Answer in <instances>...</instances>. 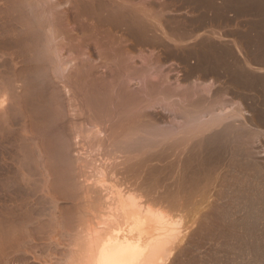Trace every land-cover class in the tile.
Instances as JSON below:
<instances>
[{
  "label": "rangeland",
  "instance_id": "374dc122",
  "mask_svg": "<svg viewBox=\"0 0 264 264\" xmlns=\"http://www.w3.org/2000/svg\"><path fill=\"white\" fill-rule=\"evenodd\" d=\"M27 1L29 2L31 0ZM62 1L63 0H60L59 2L61 5L64 4V1ZM71 1V6L69 8L54 13L55 21L57 20L55 26L58 27L57 31L60 30L62 33L59 32L57 39L64 36L62 37L64 40H59V43H61L60 45H63L62 48H66H64L65 50L61 55L63 56L62 60H66L70 51L69 47L70 49L72 47L73 50L75 48L74 55L77 60V68L79 69V59H81L82 53H84L82 50L87 46L82 45V49H79L78 40H83V43H89L90 49L92 48L91 51H94L93 54L91 52V56L88 57L86 62L89 61V63H92V61L95 62L98 58L110 62V64L108 62L105 65L99 64V66L102 67L97 70L95 77L96 79L102 80V77L105 76V67L109 70V65H113L112 67L110 66L112 74H120L123 71V62H120V64L115 62L117 64L115 65L114 60L113 62L111 61L112 57L110 52L114 47L118 46V57H120L119 55L127 57L125 54L128 52L129 55L135 56V63L129 65L130 68L132 67V71L144 69L142 71L145 73L144 79L146 81H143L142 77L138 74L140 73L139 71L137 74L135 72V74H133L134 81L128 86L132 94L133 92L134 94L138 93L137 95L142 97L144 92L147 91L146 89L150 92H155L162 88L164 81L162 82L161 80L168 76L169 82L167 86L162 89H164L165 92L169 91L171 95H178V100H174V96L171 97L174 100L171 103L176 105L174 110H176L177 107H180V109L183 108L182 105L184 101L186 102V99L191 101L196 98L197 95H201L199 96L201 98L204 97L205 93L202 87H205L207 84L211 85L212 94L209 97L205 95V99L207 98V100L203 102L205 101V99H203L200 104L201 106H204L205 103L207 106L210 104L211 107L213 103V105H216V103H227L226 108L236 105L235 110L239 109L241 114H243V120L241 118H235L234 121L232 120L233 117L226 121V123L224 122L220 125V127H215L217 124L214 125L213 132L209 131L203 134L204 136L200 135L202 136L201 139H199L200 136L197 133L191 132L190 137L194 139L190 141V144L193 143L191 147H194L196 151L197 149L199 150L197 153L194 149L190 148L188 153L193 150L197 154L191 152V158L194 160L193 157L196 155L198 157L196 156L194 161L190 158L192 169H190V171L192 172L187 174L188 176H180L179 180L184 178V181L182 180L181 182L180 180L179 182H181L182 185V183L187 180L191 179V181L185 182L184 185H182L183 187H180L179 182V187L177 183H175V186L170 184V186L166 184L164 186L161 185L164 189L162 187L161 189H156L154 194L150 192L151 196L146 192L145 194L147 195H144L147 198L143 195V197H145L143 200L145 206L147 204L146 207L149 205V208L153 210L156 207L155 210L158 209L157 212L159 214L161 213L160 216L162 215L163 223L168 230L166 233L167 235L169 234L167 236L165 235L166 233H164L161 236L164 238L165 235L168 242H166L164 238L167 247L160 253V255H162L158 258L159 262H156V264H264V0H98L101 1L102 4L105 3L104 6H113V10L118 9L117 7L114 9L117 3H122L124 7L125 5L127 7L129 6L130 9L126 7V13L124 11L129 21L126 20L125 24L120 23L119 25L117 23V26L113 23H111L113 25L89 24L91 23L90 19L86 15L87 13L83 12L82 9H84V7L82 6L89 4L88 2L90 0H88V2L87 0ZM79 1L82 3L80 4ZM21 8L19 0H0V264H70L69 262L72 261L71 264H76L74 261H77L79 264V260L81 259L80 256H83L81 250H85L86 247L84 246H86L85 242L88 238L86 237L85 239L84 237L96 223V221L93 220L97 219L98 221L103 212L100 210L103 207L101 205H103L105 201L106 195L104 194L107 192L104 187L101 186L102 180L99 174L101 173L103 175V173H106V180L111 178V181H108L111 183L110 185L114 182V185L119 183L118 185L125 186L128 182L127 184H129V187L134 186L135 179L130 175H124L125 172L122 170L126 166L128 167V165H132V163L138 159V156L135 157L134 154L129 155L127 153H121L120 151H118V153L114 147L116 139L111 137L112 135L109 132L111 130L106 125L102 126V128H104H101V135L96 134L97 132L93 128L91 129L95 131L89 130L93 134L96 132L95 134L100 136V139L99 136L97 137L96 142L87 137V131V133L85 132V134L80 135L81 138L79 137V93H75L74 90L76 87H72L73 84L76 86V84L79 83V71L77 69L76 74L72 72L76 75L74 77L75 79L72 78V82L66 80L67 75H65V72H60V79L58 81L56 80L55 84L57 83L56 88L61 98H63L62 101L66 112L65 117L70 126L65 132V134L67 133L66 142L68 141V147L70 146L67 155L73 161L72 165L75 166L72 167L78 184L81 186L87 185L89 194L92 191L95 192L91 194V197L93 196L91 199L92 203H90L91 201L88 203L83 200L76 203V198L74 201L72 199L69 200L70 194L68 192L55 188L51 182L53 180L56 181L57 176L55 168L51 167L52 163H49V161L52 162V159L50 160V156H52L50 154H52V152L44 143L42 145L38 142L34 151L41 155L40 157L46 167L43 171H45L44 173L48 176L47 179H49V183L45 185L40 177L32 176L33 178H31L25 166L27 160H25V156L26 158L28 157L26 134L35 132L36 128L38 130L42 125L37 121V117H40V111L36 105L41 68L39 67L40 63L37 62L38 59H36V57H38L37 50L34 43H31L34 42L32 41V34H30L29 26L25 23V12ZM137 10H139V14ZM79 13H84L82 16L80 15L83 20L80 18L79 21ZM135 14L139 19H135L132 16H135ZM68 16L69 20L67 19ZM58 17L60 18L57 19ZM62 19H66V21L68 20L69 22L67 21L68 23L66 24L65 21H63V23ZM141 19H143V24H139ZM58 21L61 22L59 23ZM127 22L129 24L126 25ZM130 23H134V25L132 24V26ZM79 25L82 28H80V32ZM81 32L83 33L81 34ZM64 34L67 35L65 36ZM83 37L84 39H82ZM65 42L66 45L68 44L67 46ZM30 43L32 45H29ZM108 43L111 44L109 45ZM125 44L128 48V52L125 51L127 49L126 47L124 48ZM122 45L123 47H121ZM99 52L102 53L99 54ZM151 67H155L154 69H157V71L154 70L155 72H150ZM119 70L120 73H118ZM148 71L150 73H148ZM135 75H137L136 78ZM149 75H156L155 77L153 76L154 79L158 78L156 82L153 77ZM66 81L67 85L68 83L70 84V86H67V89L63 86ZM148 81L152 85H149V83H147ZM196 83L199 84L196 85ZM180 86L186 87L184 88L186 92L189 89L191 91L189 90V94L184 95L186 92L182 90L184 92L183 94L182 91L177 88ZM192 86L199 88L198 92L195 91L197 94L193 92L194 88ZM175 89H178L182 95L180 93L178 94V90L176 91ZM184 97L186 99H184ZM177 102L180 105H177ZM143 103H146V101H143ZM238 106L239 108L237 109ZM163 107H165L164 103ZM160 110L159 107L155 106V111L163 116L164 124L161 122L158 124V127L160 126L159 128L165 129L169 126L168 122H170L169 119H171V116ZM179 120L180 119H176L173 122L174 124L172 123L174 127L178 128L179 122L180 127L183 126L181 120ZM176 121H178V123ZM37 123L39 124L37 125ZM238 123L240 125L243 123L246 131L247 129L249 131L246 132V135L249 136L250 133L251 136L244 138L239 137L238 139V133L236 131V128L238 129V127H240ZM162 124L164 127H161ZM243 124L241 125L242 127ZM232 125L239 126L235 128ZM30 126H32V129H30ZM105 126L108 127V129ZM183 128L187 127H181V129ZM228 128L231 129L228 131ZM234 128L236 133H233L235 132ZM184 131H182L184 135L180 133L178 134L179 137H175V141L179 143L183 140V144H179L180 147L178 146L180 150L186 148L185 146L187 144L184 142L187 141L186 143H189L188 140H191L189 137L190 134L186 136V132L184 133ZM226 131H228V133ZM230 132L231 135L229 134ZM220 133L224 135L222 136ZM225 134L229 136L227 137ZM194 136L196 138H194ZM250 137H252V139ZM255 137L258 138L255 139ZM180 138L182 139L179 140ZM205 138H207V140ZM236 138L238 141L235 140ZM240 139H242V141ZM98 140L100 142H97ZM19 141L21 146L19 145ZM248 143H251V145H247ZM32 144L34 145V143ZM32 144H30V146ZM23 145L26 146L25 148L27 150L23 148ZM33 145L30 147V150L32 148L34 149ZM241 145L243 149H241ZM195 146L197 147L195 148ZM245 148H249L248 151ZM201 151L203 153H201ZM238 152L243 153V155L240 154L237 156V154H239ZM44 153L45 156L43 155ZM247 154L248 157L251 156L252 158H247ZM46 155H48V157H46ZM19 158L21 160H19ZM195 161L199 162H196L197 166L195 165ZM124 163L125 165H123ZM185 164V168H187L189 164ZM47 166H49V168ZM46 171H49V174ZM124 177L127 180H125ZM196 178L200 179L197 180ZM99 179L101 182L98 181ZM122 179L125 180V185L121 183L123 181ZM193 179L195 183H193ZM131 180L133 181L131 182ZM55 181L53 182L55 183ZM26 184L27 186H25ZM47 185L48 187H46ZM188 185L190 187H188ZM42 186L43 188H41ZM128 186L126 185L125 187ZM162 189L163 192H161ZM48 190H50V192ZM76 190H74L71 195L76 196L77 194V201H79V187ZM156 192L159 195H157ZM46 193L49 195L46 196ZM135 195H137V193H135ZM152 195H154L155 198H153L154 196L152 197ZM149 196L152 199L148 198ZM158 196H161V198H158ZM150 201H152L153 207ZM94 208H98V212L95 211ZM77 210L82 211L78 213ZM89 211L92 214L88 213ZM96 214L99 215L97 216ZM88 224L93 225L89 227ZM9 226L10 228H8ZM59 226H61V228ZM82 228L85 234H83ZM169 228L171 231H169ZM173 231L178 233L175 234ZM82 238L84 239L80 240ZM51 240L54 243H52ZM77 240L78 242H76ZM57 241H59L58 244H56ZM83 243L85 244L82 247L81 245ZM78 245H80L82 249ZM73 247L77 248L74 250ZM72 249L75 254H77L79 250L78 253H81V255L77 257V254L75 257ZM162 256L164 259L161 261L162 263H160V260L163 258ZM47 259L49 260L48 262ZM66 259H69V261Z\"/></svg>",
  "mask_w": 264,
  "mask_h": 264
},
{
  "label": "bare ground",
  "instance_id": "6f19581e",
  "mask_svg": "<svg viewBox=\"0 0 264 264\" xmlns=\"http://www.w3.org/2000/svg\"><path fill=\"white\" fill-rule=\"evenodd\" d=\"M64 4L61 5L59 2L60 0H31V1H27V0H19L20 4H21V9H23V11L25 12V23L29 26L30 29V34H32L33 40L34 42V46L37 50V54L38 57H36V59H38L37 62L40 63V77H39V82H38V90H37V101H36V105L37 108L40 111V117H37V121L40 122L41 127H39V129L35 132H29L28 134H26V146L28 149V157L26 158L25 156V166L27 168V171L29 172L31 178L33 177H40L45 185L47 183H49V179L48 176L46 175V173H44L45 171H43V169H45L46 167L44 166L43 160L40 157L41 155H39L37 152H35V147L38 145V142H40V144L43 145V143L47 146V148H49L52 152V156H50V160L52 159V162L49 161V163H52L53 168H55V172H56V176L57 179L55 181V183L52 181L51 183H53V185L55 186V188L57 189H61L64 190V192H68L70 194L69 200L72 199L73 201L76 198V203L80 202V200L86 201L89 203V201H91L90 203H92V198L91 194L92 192H90L89 194V189H87V185H83L81 186L80 184H78V181L76 180V175L74 173V169L72 166V160L69 158V156L67 155L68 152V144L66 142V134L65 132L67 131V128L70 127L67 118L65 117V109H64V103L62 101L63 98H61V95L59 94L57 88H56V84L55 81L59 80V74L60 72L64 73L65 75H67V79L68 82H72V78H74L77 73V60L75 59V48L73 50V48L69 47V54L66 57V60H62L63 56L62 53L63 51L66 49L62 48L63 45H60L61 43H59L60 39H63L62 36L59 39L58 38V34L60 32L57 31L58 27L55 26V14L56 12H60L63 9L69 8L71 6V0H63ZM62 1V2H63ZM85 1V0H82ZM88 2V0H87ZM103 2V1H102ZM116 2V1H115ZM118 2V1H117ZM120 2V1H119ZM80 3V1H79ZM82 3V2H81ZM80 3V4H81ZM85 3V2H84ZM89 4L82 6L84 7L83 12L87 13L86 15L88 16V18L90 19L89 24L91 25H96V24H116L118 25L120 23H124L126 22V20H128V16L126 14H124L125 8L127 7L125 5V7L123 6V4H116L115 7H117V10H113V6H107L101 3V1L98 0H90L88 2ZM107 3V1H106ZM76 4V3H75ZM109 4V3H108ZM126 4V3H125ZM83 5V4H82ZM110 5V4H109ZM112 5V4H111ZM80 6V5H79ZM136 6V5H135ZM141 6V5H140ZM77 7V6H76ZM139 7V6H138ZM81 8V7H80ZM79 8V9H80ZM129 8V6L127 7ZM126 8V9H127ZM161 8V7H160ZM130 9V8H129ZM136 9V8H135ZM142 9V8H140ZM133 10V9H132ZM138 14H139V10ZM23 12V13H24ZM80 12V11H79ZM128 12V11H127ZM134 12V11H133ZM132 12V14H133ZM83 13V14H84ZM126 13V11H125ZM135 13V12H134ZM142 13V11H141ZM58 14V13H57ZM62 14V13H61ZM60 14V17L62 16ZM76 14V13H75ZM81 13H79V21L81 16L83 15ZM145 14V13H144ZM77 15V14H76ZM81 15V16H80ZM130 15V14H129ZM141 15V14H140ZM23 16V14H22ZM75 16V15H74ZM135 19H139L136 14L135 16L132 15ZM24 17V16H23ZM60 17H58L57 19H59ZM131 17V16H130ZM62 18V17H61ZM71 18V17H70ZM22 19V18H21ZM69 20V16L67 18ZM83 20V18H81ZM67 20V21H68ZM81 20V21H82ZM88 20V19H86ZM133 20V18H132ZM142 20H140L139 24H143ZM65 21V23L67 24L68 22L66 21V19H62V22ZM71 21V20H70ZM129 21V20H128ZM137 21V20H135ZM133 21V22H135ZM59 22V21H58ZM57 22V23H58ZM61 22V21H60ZM59 22V23H60ZM132 22V21H131ZM58 23V26H59ZM64 23V22H63ZM111 24V25H113ZM129 24L128 22L126 23V25ZM131 24V23H130ZM134 25V23H132ZM131 24V25H132ZM57 25V24H56ZM89 25V26H91ZM103 25V26H104ZM125 25V26H126ZM132 25V26H133ZM26 26V25H25ZM24 26V27H25ZM66 26V25H65ZM115 26V25H114ZM92 27V26H91ZM120 27V26H118ZM130 27V26H129ZM159 27V26H158ZM65 28V27H64ZM80 25H79V32H80ZM95 28V27H94ZM103 28V27H102ZM128 28V27H127ZM27 29V28H26ZM28 29V30H29ZM82 29V28H81ZM98 29V28H97ZM100 29V28H99ZM27 31V30H26ZM29 33V32H27ZM61 33V32H60ZM75 33V32H74ZM83 32H81L82 34ZM62 34V33H61ZM98 34V33H97ZM112 34V33H111ZM65 35V34H64ZM67 35V34H66ZM65 35V36H66ZM109 35V34H108ZM70 36V35H69ZM68 36V37H69ZM83 36V35H82ZM85 36V35H84ZM139 36V35H138ZM86 37V36H85ZM70 38V37H69ZM89 38V37H88ZM94 38V37H93ZM105 38V37H103ZM66 39V37H65ZM81 39V37H80ZM84 39V37L82 38ZM220 39V38H219ZM64 40V39H63ZM73 40V39H72ZM88 40V39H87ZM135 40V39H134ZM62 41V40H61ZM71 41V40H70ZM79 41V49H82V45L87 46L86 48H84V50H82L84 53H82V57L81 59H79V83L76 84V86L72 87H76L74 92L75 93H79V137L82 134H85V132H88V138H90L91 140H94L96 142L97 137L99 135H101L102 133V126L106 125L109 127V129L111 131H109L111 133V137H113L114 139H116V143L114 145L115 150L118 152L120 151L121 153H127V154H134L135 157H137L138 159L135 160L134 163H132V165L130 164V166L128 165V167L126 166L123 170L121 168V170L124 173V175L127 176H131L132 178H134L135 180V184L134 186L129 187L126 183V185L128 187H125V180H127L125 177V180H123L121 183L125 186H120L118 184L114 185L113 180H112V185H110L111 183H109V180H106V173H103V175L100 173L99 175L101 176V180H102V184L101 186L104 187V189L106 190V197H105V201L104 204L101 205L103 206L102 209L100 211H103L101 214L100 219L96 221V223L94 224V226L92 227V229L89 230V232L85 235V239L86 237H88L86 239V247L85 250L83 249V251L81 250V252H83V256L81 255V253L77 254L79 257V255H81V259L79 260V264H156V262L158 263L159 260L158 258L161 257L160 253L163 252L164 248H166V242L167 239L165 238V235H167L166 231L168 232L167 228L165 227V224L163 223L162 220V215L160 216V214L157 212V210L150 209L149 205L148 207L147 204L145 206V202L143 201L145 199V194L146 192L148 193V195H150L151 193H155L154 191L157 189H161V187L164 189V185H173L175 186V183H177L181 180H179L180 176L184 177L187 174H190L192 171H190L191 169V156L192 153L193 154H197V151L194 149V147L192 148L191 146H193V143L190 144V141L194 140L191 136V132L197 133L199 136L203 134H205L206 132L212 131L214 128L213 126L217 124V126L215 127H220V125H222L224 122L226 123V121L232 119L234 120L235 118H243V114H241V111L238 109L239 106L237 107L238 110H235V106H229V108H226L227 103H216V105H212V107L210 106V104H208L209 106L205 105L201 106L200 104L202 103L201 101L203 99H205V95L207 97L211 96V91H212V87L211 85H207L204 88V97H199L201 95H197L196 98H194L191 101H188L185 97L184 99H186V102H183V108L180 109V107L176 108V110H174V107L176 105L172 104L171 102L174 100H178V95L174 96L171 95L169 91H166L168 93L165 92L164 88L165 86H167V83L169 82L168 76L165 77L163 80H161L163 83V86L161 89L155 91V92H150L148 89H146L147 91L141 94H143V96H139L137 94H133L130 92L129 90V84L131 82H133V78L134 75L133 74H137V72L139 71H132L129 65H133V63H135V56H131L129 55V52L127 51L128 48L126 47V44L124 46V48L126 47L127 49L125 50L126 53L125 55H127V57H124L123 55H119L120 57H118V50L119 47L116 46L112 49V51L110 52V55L112 57L111 61L114 63L116 62L117 64L120 62L124 63V65H122L123 67V71L120 73V70L118 73L120 74H112V70L110 71V66L109 65V70L106 68V70H104L105 72V76L102 77V80H99L98 78L96 79L95 77V73H97V70L100 69L99 66L102 64H107L109 61H106L105 59L103 60L102 58H98V60H96L95 62L92 61V63L86 62L88 57L91 56V52L93 54L94 51H91L90 47H89V43L84 44L83 40H78ZM29 42V41H28ZM67 42V41H66ZM65 42V45H66ZM87 42V41H86ZM29 45H32V44ZM64 43V42H63ZM62 43V44H63ZM73 43V42H71ZM109 44V43H108ZM111 44V43H110ZM109 44V45H110ZM68 45V44H67ZM66 45V46H67ZM73 45V44H72ZM32 47V46H31ZM30 47V48H31ZM113 47V46H112ZM123 47V45L121 46ZM109 48V47H108ZM68 49V47H67ZM31 50V49H30ZM95 50V49H94ZM74 51V52H73ZM80 51V50H79ZM90 52V54H89ZM98 52V51H97ZM35 53V51H34ZM77 53V52H76ZM102 52H99V54ZM80 54V53H79ZM89 54V56H88ZM33 56V55H32ZM81 56V55H80ZM122 56V57H121ZM137 56V55H136ZM139 56V55H138ZM142 56V55H141ZM147 56V54H146ZM151 56V55H150ZM99 57V56H98ZM101 57V56H100ZM110 59V57H109ZM140 59V58H139ZM93 60V59H92ZM108 60V59H107ZM150 60V59H149ZM139 61V60H138ZM145 61V60H144ZM142 61V62H144ZM111 62V63H112ZM150 62V61H149ZM148 62V63H149ZM115 63V65H117ZM153 63V62H152ZM158 63V62H157ZM156 63V64H157ZM110 64V62H109ZM151 65V64H150ZM149 65V66H150ZM108 66V65H107ZM113 66V65H112ZM111 66V67H112ZM144 66V65H143ZM158 66V64H157ZM37 67V68H39ZM135 67V66H134ZM148 67V65H147ZM39 68V69H40ZM155 67H151L150 68V72L151 71H157V69H154ZM38 69V71H39ZM149 69V67H148ZM144 70V69H142ZM140 69V73H138L143 81H146L144 78L145 73L144 71H142ZM154 71V72H155ZM67 72V74H66ZM74 72V74L72 73ZM135 72V73H134ZM148 71V73H150ZM99 73V72H98ZM115 73V72H114ZM102 74V75H103ZM159 74V73H158ZM157 74V75H158ZM63 75V74H62ZM133 75V77H132ZM137 75H135L136 78ZM139 76V78H140ZM150 76V75H149ZM148 76V77H149ZM154 77L156 75H153ZM150 76V77H153ZM64 77V76H62ZM153 77V79H154ZM66 78V77H65ZM110 78V80H109ZM75 79V78H74ZM141 79V80H142ZM158 79V78H157ZM156 78L154 79L155 82L157 80ZM151 80V79H150ZM65 81V80H64ZM75 82V81H74ZM77 82V81H76ZM151 82V81H150ZM160 82V81H158ZM149 83V81L147 82ZM193 83V82H192ZM151 83H149L150 85ZM170 84V83H169ZM199 83H196V85ZM68 85L70 86V84L68 83ZM67 85V81L66 83L63 85L65 89H67L68 86ZM147 85V84H146ZM152 85V84H151ZM172 85V84H171ZM179 85V84H178ZM191 85V84H190ZM195 85V82H194ZM154 86V85H153ZM157 86V85H156ZM161 86V85H160ZM148 87V85H147ZM172 87V86H171ZM194 88L193 92H198V89L196 86H192ZM199 87V85H198ZM150 88V87H149ZM180 91H184V88L186 87H177ZM145 89V88H144ZM157 89V88H156ZM171 89V88H170ZM177 89V90H178ZM188 89V88H187ZM151 90V89H150ZM176 90V89H175ZM176 90V91H177ZM178 90V94L181 92ZM190 90V89H189ZM189 90L186 92V94H184V92L182 91V93L184 95L189 94ZM193 90V89H192ZM133 91V90H132ZM152 91V90H151ZM154 91V90H153ZM191 91V90H190ZM68 92V90H67ZM172 92V91H171ZM195 92V93H196ZM225 92V91H224ZM140 93V92H139ZM192 93V92H191ZM194 93V94H195ZM202 93V94H204ZM197 94V93H196ZM195 94V95H196ZM200 94V93H199ZM182 95V94H181ZM194 95V96H195ZM221 95V94H220ZM175 97L174 100L171 97ZM193 98V97H192ZM225 98V97H224ZM181 99V98H180ZM179 99V100H180ZM33 100V99H32ZM183 100V99H181ZM190 100V99H189ZM207 98L205 99L206 102ZM224 100V99H223ZM34 101V102H35ZM143 101H146V103H143ZM218 101V100H217ZM222 101V100H221ZM159 102V103H157ZM179 102V101H178ZM177 105H180L178 104ZM182 102V101H181ZM180 102V103H181ZM220 102V101H218ZM232 102V101H230ZM21 103V102H20ZM71 103V102H70ZM75 103V102H74ZM163 103L164 106L163 107ZM26 104V103H25ZM33 104V103H32ZM155 104V105H154ZM157 104V105H156ZM239 104V103H238ZM229 105V104H228ZM70 106V105H69ZM155 106L159 107L163 113L168 114L171 116L170 122H168L167 124L169 126H165V129H161L158 127L159 123H163V116L162 114H160L159 112L155 111ZM181 106V107H182ZM71 107V106H70ZM78 107V106H77ZM163 107V108H162ZM18 108V107H17ZM32 108V107H31ZM68 109V108H67ZM74 109V108H72ZM77 109V108H76ZM75 109V110H76ZM160 110V111H161ZM20 111V110H19ZM73 112V111H72ZM75 112V111H74ZM78 115V114H76ZM29 117V116H28ZM35 117V116H34ZM32 118V117H31ZM75 118V117H74ZM78 119V118H77ZM75 119V120H77ZM176 119H180L181 123L183 124V126H186L187 128H183L181 129V126L179 125L178 121H176L178 123V128L174 127V121ZM240 119V120H241ZM36 120V119H35ZM168 120V121H169ZM179 120V121H180ZM239 120V119H238ZM243 120V119H242ZM246 120V119H245ZM33 121V120H32ZM31 121V122H32ZM165 121V120H164ZM235 121V120H234ZM26 122V121H25ZM167 122V121H166ZM173 123V124H172ZM33 124V123H32ZM31 124V125H32ZM39 123H37L38 125ZM75 124V123H74ZM164 124V123H163ZM162 124L161 127H164ZM176 124V123H175ZM181 124V125H182ZM239 124V123H238ZM243 124V123H242ZM241 124V125H242ZM247 124V123H246ZM161 125V124H160ZM166 125V124H165ZM240 125V124H239ZM237 126H233V127H238ZM240 125V127H238V129L236 128V131L238 133V139L240 138H244V137H249L251 136V134L249 133V136L246 135V132H249L248 129L246 131L244 124L243 127ZM105 126V127H106ZM225 126V125H224ZM223 126V127H224ZM229 126V125H228ZM246 126V125H245ZM248 126V125H247ZM108 127H106L108 129ZM230 127V126H229ZM232 127V128H233ZM249 127V126H248ZM96 130V132H94V134L92 132H90L89 130ZM102 128V129H101ZM222 128V127H221ZM226 128V126H225ZM234 128V131H235ZM30 129H32V126H30ZM181 129V130H179ZM231 128H228V131ZM77 130V129H76ZM93 130V131H95ZM186 130V131H184ZM225 130V129H222ZM227 130V129H226ZM107 131V130H106ZM181 131V132H180ZM185 133V135L187 136V134H190L189 137L191 138V140L186 137L189 143H186V139L184 142L185 144H187L185 147L186 148H182L180 150V148H178V146L180 147L179 144H183V140L182 142L180 141L177 142L175 141V137L177 138L178 134H183V132ZM217 131V130H216ZM228 131H226L228 133ZM233 131V130H232ZM233 132V133H236ZM259 131V130H258ZM23 132V131H22ZM20 132V133H22ZM86 132V133H87ZM105 132V131H104ZM108 132V133H109ZM213 132V131H212ZM99 134L98 136L96 134ZM109 133V134H110ZM193 133V134H194ZM215 133V132H214ZM225 133V132H224ZM255 133V132H254ZM261 133V132H260ZM23 134V133H22ZM192 134V135H193ZM231 135V132L229 133ZM258 134V133H257ZM87 135V134H86ZM184 135V134H183ZM217 135V134H216ZM220 135H224L221 134ZM235 135V134H234ZM233 135V136H234ZM259 135V134H258ZM18 136V135H17ZM69 136V135H68ZM197 136V135H195ZM194 136V138H196ZM198 136V137H199ZM199 139H201V137ZM213 136V135H211ZM225 136H227L225 134ZM229 136V135H228ZM227 136V137H228ZM253 136V135H252ZM179 137V136H178ZM219 137V136H218ZM236 137V136H235ZM232 137V138H235ZM20 138V136H19ZM18 138V139H19ZM24 138V135H23ZM81 138V137H80ZM85 138V137H84ZM112 138V139H113ZM185 138V136H184ZM211 138V137H210ZM217 138V137H216ZM221 138V137H220ZM237 138L235 140H237ZM252 139V137H250ZM258 137H255V139ZM21 139V138H20ZM100 139V136H99ZM111 139V140H112ZM113 139V140H114ZM182 138H180L179 140H181ZM207 140V138H205ZM215 139V138H214ZM247 139V138H246ZM245 139V141H246ZM250 139V141H251ZM17 140V139H16ZM178 140V139H177ZM178 140V141H179ZM205 140V141H206ZM223 140V139H222ZM242 141V139H240ZM239 140V141H240ZM248 140V139H247ZM18 141V140H17ZM22 141V140H20ZM19 141V145L21 144ZM35 141V142H32ZM203 141V140H202ZM209 141V140H208ZM212 141V139H211ZM224 141V140H223ZM234 141V140H233ZM238 141V140H237ZM236 141V143H237ZM244 141V139H243ZM70 142V141H69ZM97 142H100L99 140ZM111 142V141H110ZM213 142V141H212ZM249 142V141H248ZM34 143V145L32 144ZM199 143V142H197ZM206 143V142H205ZM211 143V142H210ZM228 143V142H227ZM247 143V142H246ZM252 143V142H251ZM251 143H248L247 145H251ZM30 144L33 145L34 149L32 148L30 150ZM95 144V143H94ZM100 144V143H99ZM184 144V145H185ZM201 144V143H200ZM204 144V143H203ZM223 144V142H222ZM198 145V144H196ZM209 145V144H208ZM229 145V144H228ZM21 146V145H20ZM26 146L23 145V148H25ZM182 146V145H181ZM202 146V145H200ZM211 146V145H210ZM234 146V145H233ZM245 146V144H244ZM96 147V146H95ZM184 147V146H183ZM197 146H195L196 148ZM224 147V146H223ZM230 147V146H229ZM240 147V145H239ZM242 147V145H241ZM247 148V146H245ZM253 147V146H252ZM249 147V148H252ZM46 148V147H45ZM178 148V149H177ZM190 148L194 149L195 151H191L188 153V151L190 150ZM200 148V147H199ZM218 148V147H217ZM228 148V147H227ZM233 148V147H232ZM245 148V149H246ZM248 148V149H249ZM25 148V150H27ZM71 149V148H70ZM201 149V148H200ZM239 149V148H238ZM243 149V147L241 148ZM240 149V150H241ZM248 149H246L248 151ZM25 150H21V151H25ZM49 150V151H50ZM113 150V149H112ZM114 150V151H115ZM202 150V149H201ZM213 150V149H212ZM223 150V149H222ZM233 150V149H232ZM231 150V151H232ZM237 150V149H236ZM245 150V151H246ZM37 151V149H36ZM242 151V150H241ZM240 151V152H241ZM42 152V151H41ZM238 155H243V153H240ZM98 153V152H97ZM119 153V152H118ZM191 153V155H190ZM201 153H203L201 151ZM233 153V152H232ZM249 153V152H248ZM25 154V153H24ZM41 154V153H40ZM71 154V153H70ZM107 154V153H106ZM210 154V153H209ZM234 154V153H233ZM251 154V152H250ZM249 154V156H250ZM45 156V153L43 154ZM131 155V156H132ZM207 155V154H206ZM213 155V154H212ZM221 155V154H220ZM224 155V154H223ZM112 156V155H111ZM195 156V155H194ZM197 156V155H196ZM195 157L194 160H195ZM204 156V155H203ZM222 156V155H221ZM226 156V155H225ZM224 156V157H225ZM46 157H48V155H46ZM109 157V156H108ZM125 157V156H124ZM133 157V156H132ZM198 157V156H197ZM215 157V155H214ZM213 157V159H214ZM223 157V158H224ZM236 157V156H235ZM18 158V157H17ZM44 158V157H43ZM123 158V157H122ZM130 158V157H129ZM188 158V159H187ZM191 158V159H190ZM206 158V157H205ZM247 158H252L251 156L248 157L247 154ZM47 159V158H46ZM133 159V158H132ZM187 159V161H186ZM190 159V160H189ZM254 159V158H253ZM19 160H21L19 158ZM24 160V159H23ZM85 160V159H84ZM90 160V159H89ZM111 160V159H110ZM130 160V159H129ZM193 160V159H192ZM193 160V161H194ZM199 160V159H198ZM48 161V160H47ZM132 161V160H131ZM204 161V160H203ZM214 161V160H213ZM222 161V160H221ZM228 161V160H227ZM81 162V161H80ZM113 162V161H112ZM124 162V161H123ZM195 161V165H196ZM185 163H188L189 166H187V168H185ZM193 163V162H192ZM199 163V162H198ZM202 163V162H201ZM205 163V162H204ZM236 163V162H235ZM18 164V163H17ZM87 164V163H85ZM213 164V163H211ZM76 165V164H75ZM81 165V164H80ZM117 165V164H116ZM125 165V163L123 164ZM194 165V164H193ZM192 165V166H193ZM243 165V164H242ZM122 166V165H121ZM197 166V165H196ZM199 166V165H198ZM201 166V165H200ZM204 166V165H203ZM49 168V166H47ZM75 167V166H74ZM110 167V166H109ZM114 167V166H113ZM178 167V168H177ZM215 167V166H214ZM95 168V167H94ZM194 168V167H193ZM202 168V167H201ZM211 168V167H210ZM213 168V167H212ZM87 169V168H86ZM197 169V168H196ZM200 169V167H199ZM204 169V168H203ZM23 170V169H22ZM47 170V169H46ZM49 170V169H48ZM77 170V169H76ZM99 170V169H98ZM103 170V169H102ZM192 170V169H191ZM195 170V169H194ZM206 170V169H205ZM53 171V170H52ZM190 171V172H189ZM201 171V170H200ZM207 171V170H206ZM209 171V170H208ZM215 171V170H214ZM223 171V170H222ZM21 172V171H20ZM27 172V174H28ZM49 174V171H46ZM109 172V171H108ZM120 172V171H119ZM118 173V172H117ZM216 173V172H215ZM21 174V173H20ZM28 174V175H29ZM83 174V173H82ZM106 174V175H105ZM113 174V173H112ZM193 174V173H192ZM191 174V176H192ZM195 174V173H194ZM218 174V173H217ZM25 175V174H24ZM105 175V176H104ZM19 176V175H18ZM23 176V175H22ZM21 176V177H22ZM33 176V177H32ZM86 176V175H85ZM94 176V175H92ZM118 176V175H117ZM188 176V175H187ZM186 176V177H187ZM196 176V175H195ZM11 177V176H10ZM24 177V176H23ZM26 177V176H25ZM202 177V176H201ZM211 177V176H209ZM214 177V176H212ZM28 178V179H31ZM53 178V177H52ZM82 178V177H81ZM86 178V177H85ZM99 178V177H98ZM115 178V177H114ZM131 178V179H132ZM190 178V176H189ZM192 178V177H191ZM223 178V177H222ZM221 178V179H222ZM35 179V178H34ZM51 179V177H50ZM54 179V178H53ZM108 179V177H107ZM188 179V178H187ZM197 179V178H196ZM200 179V178H198ZM197 179V180H198ZM203 179V178H202ZM210 179V178H209ZM40 180V179H39ZM101 180L99 179L98 181L101 182ZM184 181V178L182 179ZM181 180V182H182ZM211 180V179H210ZM51 181V180H50ZM87 181V180H86ZM119 181V180H117ZM133 180H131L132 182ZM187 181H191L187 180ZM187 181H185L187 183ZM30 182V180H29ZM180 183V187L182 185H184V183H182L181 185ZM200 182V181H199ZM215 182V180H214ZM12 183V182H11ZM40 183V182H39ZM97 183V181H96ZM117 183V182H116ZM120 183V184H121ZM192 183V182H191ZM190 183V184H191ZM193 183H195L194 179H193ZM204 183V182H203ZM28 184V183H27ZM27 184L25 186H27ZM30 184V183H29ZM98 184V183H97ZM100 184V183H99ZM189 184V185H190ZM215 184V183H214ZM22 185V184H21ZM94 185V184H93ZM163 185V186H161ZM169 185V186H170ZM186 185V184H185ZM188 185V187H190ZM194 185V184H193ZM198 185V184H197ZM200 185V184H199ZM204 185V184H203ZM30 186V185H29ZM44 186V185H43ZM43 186L41 188H43ZM51 186V185H50ZM206 186V185H205ZM210 186V185H209ZM14 187V186H13ZM48 187V185L46 186ZM79 187V201H77V194L76 196H72L71 193H73L74 190H76ZM92 187V186H91ZM179 187V185H178ZM183 187V186H182ZM202 187V186H201ZM27 188V187H26ZM52 188V187H51ZM166 188V187H165ZM169 188V187H168ZM186 188V186H185ZM49 189V188H46ZM44 189V190H46ZM54 189V188H53ZM92 189V188H91ZM102 189V188H101ZM103 189V190H104ZM163 189L161 190V192H163ZM167 189V188H166ZM176 189V188H175ZM23 190V189H22ZM43 190V189H41ZM168 190V189H167ZM166 190V191H167ZM173 190V189H172ZM171 190V191H172ZM205 190V189H204ZM40 191V190H39ZM50 192V190H48ZM77 191V190H76ZM160 191V190H159ZM182 191V190H181ZM28 192V191H27ZM31 192V191H30ZM46 192V191H44ZM59 192V190H58ZM78 192V191H77ZM76 192V193H77ZM99 192V191H98ZM102 192V191H101ZM137 193V195H135V193ZM199 192V191H198ZM206 192V191H204ZM29 193V192H28ZM95 193V192H93ZM104 193V192H103ZM157 193V192H156ZM189 193V192H188ZM31 194V193H30ZM29 194V195H30ZM47 194V193H46ZM54 194V193H53ZM145 194V195H144ZM172 194V193H171ZM170 194V195H171ZM49 194H47L46 196H48ZM95 195V194H94ZM143 195L145 197H143ZM157 195H159L157 193ZM156 195V196H157ZM6 196V195H5ZM41 196V195H39ZM151 196V195H150ZM148 198H151V197ZM154 195H152L153 197ZM28 197V196H27ZM32 197V196H31ZM57 197V196H55ZM62 197V196H61ZM74 197V198H73ZM163 197V196H162ZM176 197V196H175ZM189 197V196H188ZM36 198V197H35ZM42 198V197H41ZM40 198V199H41ZM48 198V197H46ZM51 198V197H50ZM53 198V197H52ZM68 198V197H67ZM95 198V197H94ZM100 198V197H99ZM147 198V197H146ZM155 198V196L153 197ZM158 198H161V196ZM168 198V197H166ZM165 198V199H166ZM27 199V198H26ZM29 199V198H28ZM38 199V198H36ZM45 199V198H44ZM49 199V198H48ZM47 199V200H48ZM152 199V198H151ZM157 199V197H156ZM32 200V199H31ZM34 200V198H33ZM94 200V199H93ZM100 200V199H99ZM149 200V199H147ZM167 200V199H166ZM171 200V199H169ZM37 201V200H36ZM51 201V200H50ZM71 201V202H73ZM155 201V200H154ZM164 201V200H163ZM27 202V201H26ZM32 202V201H31ZM52 202V201H51ZM57 202V201H55ZM67 202V200H66ZM100 202V201H99ZM152 201H150L151 203ZM161 202V201H160ZM159 202V203H160ZM169 202V201H168ZM184 202V201H183ZM14 203V202H13ZM36 203V202H34ZM38 203V202H37ZM45 203V202H44ZM103 203V201H102ZM163 203V202H162ZM193 203V202H192ZM99 204V203H98ZM152 204V203H151ZM176 204V203H175ZM92 205V204H91ZM95 205V204H94ZM174 205V204H173ZM28 206V205H27ZM75 206V205H74ZM97 206V205H96ZM95 206V207H96ZM153 207V204L151 205ZM150 206V207H151ZM158 206V205H157ZM43 207V206H42ZM84 207V205H83ZM87 207V206H86ZM99 207V205H98ZM159 207V206H158ZM173 207V206H172ZM176 207V206H175ZM53 208V207H52ZM75 208V207H74ZM168 208V207H167ZM177 208V207H176ZM184 208V207H183ZM10 209V208H9ZM85 209V208H84ZM95 209V208H94ZM98 209V208H97ZM97 209H95V211H97ZM162 209V208H161ZM181 209V208H180ZM88 210V209H87ZM160 210V209H159ZM164 210V208H163ZM33 211V209H32ZM74 211V210H73ZM78 211V210H77ZM82 211V210H79ZM78 211V213H79ZM92 211V210H90ZM90 211L88 213H90ZM86 212V210H85ZM98 212V211H97ZM96 212V213H97ZM165 212V211H164ZM95 213V212H94ZM100 213V212H99ZM170 213V212H169ZM37 214V213H36ZM74 214V213H73ZM92 214V213H90ZM89 214V215H90ZM168 214V213H167ZM50 215V214H49ZM83 215V212H82ZM81 215V216H82ZM97 215V214H96ZM94 215V216H96ZM99 215V214H98ZM97 215V216H98ZM176 215V214H175ZM178 215V214H177ZM67 216V215H66ZM70 216V215H69ZM75 216V215H74ZM166 216V215H165ZM164 216V217H165ZM86 217V216H85ZM88 217V216H87ZM51 218V217H50ZM95 218V217H94ZM167 218V217H166ZM59 219V218H58ZM72 219V218H71ZM81 219V218H80ZM174 219V218H173ZM11 220V219H10ZM74 220V219H72ZM168 220V219H167ZM79 221V219H78ZM172 221V220H171ZM4 222V221H2ZM56 222V221H55ZM72 222V221H71ZM86 222V221H85ZM173 222V221H172ZM7 223V221H6ZM78 223V222H77ZM76 223V224H77ZM84 223V221H83ZM82 223V224H83ZM166 223V222H165ZM12 225V224H11ZM85 225V224H84ZM89 227L92 226L90 224H88ZM175 225V224H174ZM73 226V225H72ZM80 226V225H79ZM173 226V225H172ZM58 227V226H57ZM61 228V226H59ZM88 227V228H89ZM170 227V226H167ZM175 227V226H174ZM10 228V226L8 227ZM86 228V227H84ZM172 228V227H171ZM21 229V228H20ZM28 229V228H27ZM57 229V228H56ZM75 229V228H74ZM83 229V228H82ZM170 229V228H169ZM52 230V229H51ZM13 231V229H12ZM11 231V232H12ZM15 231V230H14ZM59 231V229H58ZM61 231V229H60ZM76 231V230H75ZM87 231V229H86ZM171 231V229L169 230ZM10 232V233H11ZM49 232V231H48ZM52 232V231H51ZM57 232V230H56ZM82 232V231H81ZM83 234H85V231L83 229ZM175 233V231H173ZM164 238L166 240H164V238H162V234H164ZM170 233V232H169ZM178 233V232H176ZM175 233V234H176ZM180 233V232H179ZM15 234V233H14ZM80 235V233H79ZM169 235V234H168ZM167 235V236H168ZM174 235V234H173ZM70 236V235H69ZM74 236V235H73ZM172 236V235H171ZM83 237V236H81ZM80 237V238H81ZM179 237V234H178ZM62 238V237H61ZM84 238L80 239L83 240ZM58 239V238H57ZM18 240V239H17ZM76 240V239H75ZM55 241V240H54ZM61 241V239H60ZM70 241V240H69ZM173 241V240H172ZM171 241V243H172ZM175 241V239H174ZM52 242V240H51ZM59 241H57L56 244H58ZM78 242V240L76 241ZM81 242V241H80ZM54 243V242H52ZM75 243V242H74ZM83 243L81 246L83 247V245L85 244ZM170 243V242H169ZM168 243V244H169ZM10 244V243H9ZM55 244V245H56ZM60 244V243H59ZM63 244V243H62ZM79 244V243H77ZM74 244V245H77ZM73 245V246H74ZM172 245V244H171ZM5 246V245H4ZM80 246V245H78ZM80 246V248H81ZM171 247V246H170ZM74 248V247H73ZM77 248V247H76ZM74 248V250L76 249ZM82 249V248H81ZM3 250V249H2ZM73 250V249H72ZM73 250V254H75ZM169 252V251H168ZM70 254V253H69ZM48 255V254H47ZM51 255V254H50ZM72 255V254H71ZM159 255V256H158ZM165 255V254H164ZM67 256V255H66ZM73 256V255H72ZM52 257V256H51ZM50 257V259H51ZM163 257V256H162ZM168 257V256H167ZM72 258V257H71ZM53 259V258H52ZM73 259V258H72ZM164 257L160 260V263H162L161 261H163ZM69 261V259H66ZM77 260V259H74ZM158 260V261H157ZM49 260L47 259V262ZM51 261V260H50ZM72 261V260H71ZM73 262V261H72ZM72 262H69L70 264ZM77 263V261H74ZM51 264V263H50ZM75 264V263H73Z\"/></svg>",
  "mask_w": 264,
  "mask_h": 264
}]
</instances>
